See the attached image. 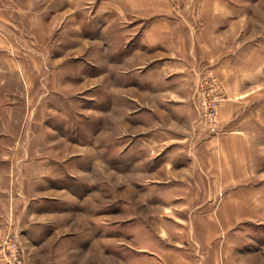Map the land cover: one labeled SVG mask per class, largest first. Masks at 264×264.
Masks as SVG:
<instances>
[{"label":"rangeland","instance_id":"1","mask_svg":"<svg viewBox=\"0 0 264 264\" xmlns=\"http://www.w3.org/2000/svg\"><path fill=\"white\" fill-rule=\"evenodd\" d=\"M24 1L13 0L15 62L30 56L42 58L45 50L34 41L42 43L41 38L48 34L52 40L58 32L53 29L56 18L32 30L27 14L17 9L25 5ZM165 1L171 12L161 13V18L173 22L176 37L173 46L162 47V51L173 53L172 59H177L179 51L193 49L197 61L210 55L212 67L205 71L196 67L195 72H188L191 77L177 78L171 84L148 74L145 79L139 77L142 72L135 69L130 85L150 86L158 79L162 87H172L175 94L167 89L162 95L172 99L162 103L168 109L185 105L183 97H189L198 119L196 132L215 139L216 152L202 149L197 158L172 159L178 169L172 174V188L170 184H154V159L145 151L149 142L147 135L140 133L137 106L131 105L125 117L120 104L113 112L107 108L109 79L105 72L112 64L107 53L113 51L116 58L120 57L122 46L106 44L111 30L110 24L105 28V20H97L92 27L81 23L82 33L90 42L83 40L64 54L76 59L61 65L72 85H63V92L53 98L45 93L47 90L45 95L28 98L17 84L13 86V69L7 72L9 66L0 62V264H13V240L21 254L20 264H264V0ZM142 17L152 19L153 15ZM132 25L116 32L136 37L138 29ZM0 34H6L1 24ZM47 48L49 53L69 50ZM225 61L226 68L212 71ZM150 69L153 67L147 72ZM226 83L235 91L231 98L238 112L231 126L223 128L220 109L230 101ZM39 84L42 86L41 79ZM212 88L222 95L215 128L204 118V98ZM128 96L143 99L135 90ZM42 98L51 100V109L34 108ZM182 120L180 115L174 116L179 124L174 132H191ZM229 128L247 136L240 159L236 153L225 156L220 149L221 136ZM13 136H19L17 141ZM51 137L54 141H48ZM176 144L189 149L192 143ZM38 149L49 150L48 155L60 160L50 158L49 167L62 164L66 171L67 191H51L48 197L75 201L71 211L66 206L57 220L50 218L47 252L43 255L25 242L23 208L13 209V197L26 195L20 189L13 190V168L19 177L23 161L14 154ZM167 160L169 164L171 159ZM165 175L170 177L163 170L162 178ZM251 201L257 204L246 205ZM79 232L80 248L78 237L74 238Z\"/></svg>","mask_w":264,"mask_h":264},{"label":"crops","instance_id":"2","mask_svg":"<svg viewBox=\"0 0 264 264\" xmlns=\"http://www.w3.org/2000/svg\"><path fill=\"white\" fill-rule=\"evenodd\" d=\"M24 4L25 5L22 4L16 8L19 12L27 14V18L33 26L32 30L38 28L39 25L43 28L44 25H47V22L56 18L57 26L53 29H56L58 32L56 36L54 34L52 40L49 34L48 36L42 34L45 36L41 38L42 43H38V40L35 38L36 41L34 42L41 45L45 50V54L42 58L39 59L35 56H30L26 57L25 60L19 59L15 62L12 53L14 47H16V41L13 40L12 28L14 22L13 7H15L16 4L13 3V0H0V24L4 27L6 33L4 35L0 34V62H5L9 66L10 69H7V72L10 73L13 69V86L17 84L19 88H21V93L28 95V98L31 97V95L35 97L37 94L45 95V93H47V95L49 94L51 98H53V96L55 97L63 92L60 89L63 85H72L63 75L62 72L65 67L61 65L63 62L67 63V59H69V62H73L76 59L74 56L65 58L64 54L83 40L88 43L90 42V38L85 37L82 33V22L88 23L89 26L92 27L97 20H105V28L108 29L110 24L109 30H111V37L108 38L106 44L122 46L120 57L116 58L113 51H108L107 53V58L112 61L111 66H108L105 72L107 79H109L107 83L106 99L109 106L107 108L113 112L115 106L118 107L120 104L123 109V117H125V113H127V115L130 114L131 105L137 106L139 110L137 115L138 119L143 121V125H141L140 121L138 123V127L141 129V132L140 129L139 132L145 137L147 135L148 138L146 137L145 140L149 142L147 143L149 150L145 151L149 157L154 159L155 165L152 172L154 175V184L158 186L170 184L172 188L174 184L172 174L174 170H178L177 167H174L172 159L186 157L197 158L199 157V150L202 149H209L210 152H216L218 147L215 139H209L206 136L202 137L203 135L200 131L196 132V128L199 127V124L196 118L197 115L192 105L188 102L189 97H183V99L187 100L185 105L176 106V109L170 106L168 109L164 107L162 103H171L172 99L168 100L162 95L167 89H169L170 94H175L176 92H174L172 87H162V84H157V82H159L158 79L154 80L153 85L150 86L139 85L137 88H134L130 85L129 79L133 76L131 72L135 69L142 72V74H139V77L141 75L144 78L148 74L147 76L149 77H158L160 80L169 81V84H171L175 82L177 78L183 80L187 78V75L191 77V74H188V72H195L196 67L199 68V66H201L204 71L212 67L210 65V60L213 61V59H210V55L205 58L203 57L201 61H197V58L194 57L193 49L191 52H186L185 49L179 51L178 57L181 60H179L178 57H176L177 59H172L174 55L172 57L171 54L173 53L167 54L162 51V47H171L175 42V35L173 33L175 25L173 22L169 20L164 21L163 18H161V13L171 12V7L168 5L167 1L25 0ZM22 6H24L23 9H21ZM146 14L153 15L152 19L142 17V15L145 16ZM156 15L159 16L156 18ZM126 24H133L132 28L138 29V35L136 37L129 38L126 36L125 32H116V29L122 30ZM32 32L33 36H35L36 34H34V31ZM129 33L130 31L128 30L127 34ZM177 39L179 41V38ZM51 46H56L58 48L69 47V50L65 49L63 50L64 52H62L60 48L53 51V53H49L51 49L47 47ZM136 47L139 48L136 49ZM146 49L152 51L147 52ZM71 51H73V49ZM186 58L188 61L186 60L185 62ZM56 62L58 63L57 65H55ZM152 67L153 69L147 72V68ZM214 67L212 71L226 68L227 61L221 66ZM93 76L89 75V77ZM40 79L42 80V86L39 84ZM147 80L145 83L148 82ZM44 90L47 91L44 93ZM133 90L143 95V99L141 97L136 100L128 96L130 91ZM226 90L229 94L230 101L225 102L220 109V123L223 128L229 125L231 126L238 112V106L232 101L233 97L231 98V96L235 94V91L228 85ZM50 102L51 100L42 98L41 103H36L35 107L34 103L31 105L29 101H27V104L29 103V107H34L36 109L41 107L42 109L48 110L51 109ZM178 107H180V110ZM178 114L183 119V125H188L191 132L187 134L174 132L176 131L175 128L179 126L178 122L174 121V116H179ZM163 118H165V120ZM151 133L152 136H150ZM246 137L247 136L241 130L234 131L232 128H229V131L221 136L219 144L220 149L225 153V156L236 153L237 156L235 157L240 159L241 151H243L244 148V140L247 139ZM17 138L13 136V141H17ZM59 138L63 141L65 140L62 136H59ZM188 140L192 143L189 149H182V146L176 144ZM48 141H54L53 137L48 139ZM42 142H45V140H42ZM43 145L45 144L43 143ZM139 152L141 153V151ZM18 153L14 155L23 158V161L19 177L18 172L15 174V168H13V190L20 189L25 192L26 195L24 194L25 198L13 197V209L16 212L19 208H23L21 211L22 216L25 217L23 224L26 230L25 242L28 248H34L38 254L43 255L47 252V232L51 230L48 225L50 218L53 217V219L57 220V216L66 212V206H69V211H71L72 205L75 206V201H73L72 198L50 199L51 197H48V193L51 191L61 193L66 192L68 189L67 183L65 182L66 171L65 168L62 167V164H55V168L52 166L49 167L51 162L50 158L56 159L58 163L60 162L58 158L48 155L49 150L38 149L35 152L20 150ZM28 158L29 161L25 160ZM33 158H38L40 160L38 161L37 159L36 163L33 162ZM167 159H171L169 164H167ZM163 161L166 162L165 165L162 164ZM33 164L36 165L34 166ZM163 170H165L167 175H170L169 178H167L166 175L162 178ZM18 180L20 183H18ZM226 180L230 182L232 178L227 177ZM158 189H160V187H157V190ZM72 195L76 197L75 193ZM159 198H161V194H159ZM159 204L161 203L159 202ZM169 204H172V202ZM248 204L252 207L257 203L251 201L250 203H246V205ZM80 234L79 232L78 236H74V238L78 237L79 239ZM77 246H79L78 248L81 247L80 239ZM26 264L31 263L27 262Z\"/></svg>","mask_w":264,"mask_h":264},{"label":"built area","instance_id":"3","mask_svg":"<svg viewBox=\"0 0 264 264\" xmlns=\"http://www.w3.org/2000/svg\"><path fill=\"white\" fill-rule=\"evenodd\" d=\"M217 89H209L204 98V118L209 127L218 125V108L222 95ZM21 254L16 242L13 240V264H20Z\"/></svg>","mask_w":264,"mask_h":264}]
</instances>
